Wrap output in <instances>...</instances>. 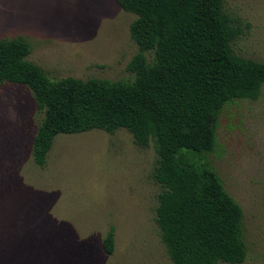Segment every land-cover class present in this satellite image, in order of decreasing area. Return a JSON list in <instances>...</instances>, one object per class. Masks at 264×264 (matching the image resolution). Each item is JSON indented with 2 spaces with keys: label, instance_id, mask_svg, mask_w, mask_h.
Segmentation results:
<instances>
[{
  "label": "rangeland",
  "instance_id": "obj_1",
  "mask_svg": "<svg viewBox=\"0 0 264 264\" xmlns=\"http://www.w3.org/2000/svg\"><path fill=\"white\" fill-rule=\"evenodd\" d=\"M224 10L241 24L234 53L264 63V0H224ZM135 18L114 0H0V39L25 38L27 60L52 80H131ZM41 119L29 90L0 85V264H172L155 222L152 146L137 147L124 129L59 134L37 167ZM203 161L243 212V264H264V84L257 100L224 107Z\"/></svg>",
  "mask_w": 264,
  "mask_h": 264
},
{
  "label": "trees",
  "instance_id": "obj_2",
  "mask_svg": "<svg viewBox=\"0 0 264 264\" xmlns=\"http://www.w3.org/2000/svg\"><path fill=\"white\" fill-rule=\"evenodd\" d=\"M114 1L136 16L129 26L138 48L127 65L131 80H52L27 60L32 46L25 38L0 39V85L25 87L42 115L33 163L45 165L59 134L124 129L157 157L155 222L170 262L243 264V212L203 155L216 145L224 107L258 99L264 63L234 53L241 24L225 12L224 0ZM101 245L112 255L113 229Z\"/></svg>",
  "mask_w": 264,
  "mask_h": 264
}]
</instances>
